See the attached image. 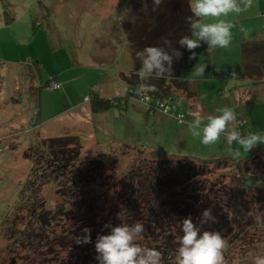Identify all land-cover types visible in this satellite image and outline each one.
<instances>
[{
  "label": "rangeland",
  "instance_id": "rangeland-1",
  "mask_svg": "<svg viewBox=\"0 0 264 264\" xmlns=\"http://www.w3.org/2000/svg\"><path fill=\"white\" fill-rule=\"evenodd\" d=\"M91 2L94 0H0V264H23L16 251L26 254L25 260L37 264L38 253H24L16 247L20 245L15 246L16 251L4 248L7 241L4 220L21 206L20 191L25 189L35 167L32 158L26 155L35 153L37 143L44 138L73 137L69 146H77L81 158L89 153H112L117 159L115 168L118 174L128 170L134 162H140L141 159L136 158L139 149L197 159L234 157L230 155V146L224 137L215 146H204L198 138L191 136L187 123L192 117L186 100L176 101L185 110L181 123L172 118L174 110L166 113L167 121H158L130 99L125 110L115 106L96 114L91 111L84 114V106L81 111L77 110L76 104L86 106L91 96L102 92L103 88L109 87L113 92L118 90L116 86H120L121 91L125 85L119 73L132 67L129 47L125 43L116 44L118 48H102L93 43L95 34L90 28L95 22L99 25L101 22L89 10L94 8L90 6ZM102 23L106 26V22ZM241 27L242 24L236 25L233 33L242 34ZM107 35L110 32L104 28V37ZM257 38L247 37L246 40ZM234 42L222 49L226 54L218 63L230 68L222 72L218 70L216 79L203 80L200 93L195 96H199L198 107L202 106L203 114L201 110H194L206 118L215 115L217 108L232 107L237 121L240 118L246 120L242 127L245 134L264 132V90L253 86L262 78L243 77L242 58L237 63L242 47L239 41ZM64 70L68 73L57 78L63 82V87L48 89L46 81L51 78V72ZM239 85L243 87L241 92H238ZM37 121L41 122L38 124L41 127L35 129ZM246 156L247 153H242L234 158ZM209 170L214 172L211 177L216 179V188L230 183L231 166H211ZM253 172L264 182V165L253 167ZM112 179L107 173L92 186L94 193L98 194L99 204H104L106 211L112 207V202L122 203L119 187ZM66 181L56 176L41 186L40 194L48 207L56 208L66 201L58 192ZM35 188L38 190V185ZM32 191L35 195L36 191ZM250 198L233 226L235 233L226 240L224 264H254L257 255H264V202L251 203ZM126 209L128 217L125 219V216L122 223L132 225V212L130 207Z\"/></svg>",
  "mask_w": 264,
  "mask_h": 264
},
{
  "label": "trees",
  "instance_id": "trees-1",
  "mask_svg": "<svg viewBox=\"0 0 264 264\" xmlns=\"http://www.w3.org/2000/svg\"><path fill=\"white\" fill-rule=\"evenodd\" d=\"M146 2L147 11L142 10V0L135 2L125 25L133 59L131 72L123 74L128 95L102 97L94 93L88 101L94 114L113 106L124 110L127 108L128 99L136 96L135 89L140 83L138 71L141 61L137 53L148 46L166 47L163 37L171 40L173 48L179 49L183 55L174 60L171 75L145 81L155 89L146 95L152 98V104L157 100L176 104L178 94L187 98L197 95V85L179 77L182 68L193 65V60L189 59L191 52L179 48L178 44L182 36L190 35L187 23V17L191 15L189 0H163L155 11L152 10V0ZM241 47L243 77L263 78L264 36L254 40L242 39ZM200 49H208V45L202 42L201 47L195 50ZM188 109L195 108L190 105ZM73 140V137L44 138L37 143L35 153H27L26 157H31L35 163L33 174L25 189L20 191L21 206L4 220L7 238L4 248L16 251L15 246L20 245L16 247L24 250V253H38L37 264H99L95 250L97 236L110 234L105 224L111 223L113 227L123 224V218L128 217L126 207H130L132 212V224L139 222L144 225V233L139 241L141 246L160 251L161 264H174L184 218L191 216L201 233L219 231L227 240L235 233L233 226L240 210L246 206V200L251 197V203L264 202V182L253 172V167L264 165V145L254 148L243 159L231 156L197 159L139 149L136 158L141 159L137 163L140 165L134 162L128 170L118 174L115 168L117 159L112 153H89L81 158V150L77 146H69ZM224 165L231 166L230 183L216 188V179L211 177L214 172L209 168ZM107 173L119 187L122 202H112L108 211L104 204H99L98 194L92 190L96 180ZM56 176L61 181L67 180L58 188L66 201L56 208H50L40 191L46 181ZM35 185H38V190ZM204 208H210L214 217L206 224L199 219ZM85 227L91 229L92 243L77 244L76 238L84 235L82 230ZM15 253L23 264L29 262L25 260L26 254H20V251Z\"/></svg>",
  "mask_w": 264,
  "mask_h": 264
},
{
  "label": "clouds",
  "instance_id": "clouds-1",
  "mask_svg": "<svg viewBox=\"0 0 264 264\" xmlns=\"http://www.w3.org/2000/svg\"><path fill=\"white\" fill-rule=\"evenodd\" d=\"M142 2V10L147 11L146 0ZM162 3L163 0H152V10L155 11ZM253 6L254 0H189L191 15L187 17V23L190 35L182 36L178 40L179 48L191 52L190 60L197 58L195 49L201 47L202 42L208 45L209 53L217 48H228L233 40L235 26L227 18L247 12ZM240 31L247 38L248 30L241 27ZM162 40L166 47L148 46L137 53L141 67L138 71L140 83L135 93L141 103L147 99L148 92L155 90L145 81L171 75L174 60L183 55L179 49L173 48L172 41L167 37ZM205 68L206 65L196 66L192 75L204 76ZM215 112V115H208L206 118H202L198 111L189 113L192 120L187 123V129L204 146H215L224 137L226 144L230 146V155L240 157L242 153H249L259 145H264V132L249 131L245 134L237 129L234 108L224 106L217 108ZM233 145L236 147H231ZM199 219L202 224L214 220L212 210L204 208ZM104 227L110 229V234L98 235L95 242L99 264H161L160 251L143 247L139 243L144 233L142 223L115 227L108 223ZM82 231L84 235L78 236L75 242L92 243L91 229L85 227ZM226 249L227 242L219 231L201 233L193 218L188 216L182 220V236L179 237L174 264H224ZM254 264H264V255H257Z\"/></svg>",
  "mask_w": 264,
  "mask_h": 264
},
{
  "label": "crops",
  "instance_id": "crops-1",
  "mask_svg": "<svg viewBox=\"0 0 264 264\" xmlns=\"http://www.w3.org/2000/svg\"><path fill=\"white\" fill-rule=\"evenodd\" d=\"M135 2H137V0H94V2L90 3V6H93L94 8H89L91 13L92 14L94 13L96 15V18L99 17V20L101 22V25H99L97 22H95V25H93L90 28L91 33L95 34L94 39H93V43H95L96 45H98L102 48H104V47L118 48L116 46V44L123 45L124 43H125L124 45L129 47L131 61H132V67L128 71H123V70L120 71L119 75H120V78L122 80H124L123 74L130 73L132 68H133V59H132L130 45H129V42L127 40L125 25H126V22L129 21V17H130V15L134 9ZM254 3H255V6H253L251 11L243 12L240 15L233 14V15H230L227 19L231 23H233L235 26L236 25L239 26L242 24L243 28L248 30V36L247 37H254V38H257L259 36L263 37L261 35L264 34V0H254ZM86 8L88 9V7H86ZM132 20H134V18H132ZM246 21H247V23L245 25ZM102 22H106V26H108V27L104 26ZM103 27L106 28L107 32H110V35H107L106 37H104V28ZM240 33H242V32H240ZM242 34H234L233 33V40L232 41L233 42L235 41L234 43L239 41V44L241 45L240 42H241L242 38H245L244 34L243 35ZM241 35H242V37H241ZM26 37L27 36H25L24 38H26ZM102 50H101V55H102ZM195 51L197 53V58L195 60H193V65L190 67L182 68L179 72V77L182 79H187V80L194 82L197 85L196 86L197 87V95H199L203 80H205V79H208V80L209 79H216L217 71L219 70L220 72H222L224 69L226 70V68L229 66H226V68H224V66H219V64H218L219 59H221L226 54L225 50L223 51L221 48H217L211 53H209L207 51V49H200V50H195ZM241 56L242 55H240L238 57L237 63L239 62L238 60H240L242 58ZM114 57H115L114 55H111L112 59H116ZM102 58H104V55ZM241 60H243V58ZM11 61H13V60H11ZM17 62L21 63L22 60H17ZM25 62H28V61L26 60ZM42 63H40V66L42 65ZM23 64H25V63H23ZM201 65H206L204 76L192 75L195 67L196 66L199 67ZM241 68L243 70V61H241ZM67 73L68 72L65 70L59 71V73H56V71H53V72H51L52 76H51V78H49L50 80L48 79V81L56 80L57 78H60L62 74H67ZM48 81H46V83ZM58 81H60V80H58ZM60 82L62 83V87H63V82L62 81H60ZM253 84H255L253 86H256L260 90H264V89H262V87H264V79L263 78L261 79V82H259V83L254 82ZM124 85H125L124 86V88H125L124 92H123L124 88L121 89V91H120V86H116V87H118L117 91L111 92V91H109V89H110L109 87H108L109 89L103 88V90H101L102 92H98V95L102 96V97L125 96L127 89H128V85H127L125 80H124ZM242 88L243 87L241 85H239L238 86V90H239L238 92H241ZM261 92H263V91H261ZM198 98H199V96L197 98L196 97L195 98H187L185 95L177 96L178 101L182 102V101L186 100L188 107H190V105H193L195 109L202 111V109H201L202 106L198 107V102H197ZM131 100H133L134 102L143 106L146 109L147 115L151 116L152 118H155V120L156 119L158 121H160V120L161 121H165V120L167 121L168 120V117L166 115H163L160 111L150 110L144 104H142L139 101H137L136 99L130 97V101ZM74 104H76V103H74ZM80 104H81V106H80ZM82 106H84V109H83L85 112V113L83 112L84 114L89 113V111H91L90 104H87V103H86V106L82 103L76 104L77 110L79 109V111H81ZM79 113H81V112H79ZM202 114H203V111H202ZM38 124H41V122H39V121L36 122L35 129L37 127H41V126H38ZM236 126H237V129L239 131L244 133L243 130L238 127L237 123H236Z\"/></svg>",
  "mask_w": 264,
  "mask_h": 264
},
{
  "label": "built area",
  "instance_id": "built-area-1",
  "mask_svg": "<svg viewBox=\"0 0 264 264\" xmlns=\"http://www.w3.org/2000/svg\"><path fill=\"white\" fill-rule=\"evenodd\" d=\"M46 87L48 89H50V90H57V89H60L62 87V83L60 81H58V80H51V81H49L46 84ZM133 98L140 102V100H139V98L137 96H133ZM87 100H89V98ZM152 101H153L152 98L149 95H147V99L142 104H144L150 110H158L161 113L169 114V112L171 110H174L175 113H174L173 117L175 118L176 122L181 123V122L184 121L185 114L183 112L185 110H182L179 105H177L175 103L174 104H170V103H168V102H166L164 100H162V101L161 100H157L156 103L153 102L154 104H152ZM153 105L155 106V108L153 107L151 109L150 107H152ZM179 108L181 109L182 112L179 111ZM189 112H197V111L194 110V109H190ZM245 122H246L245 119L240 118L237 121L238 127L240 129H242V127L245 125Z\"/></svg>",
  "mask_w": 264,
  "mask_h": 264
}]
</instances>
